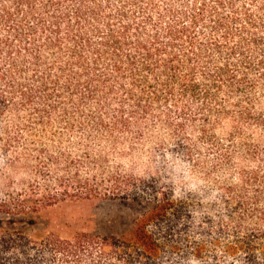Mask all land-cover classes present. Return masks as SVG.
<instances>
[{
  "label": "trees",
  "instance_id": "1",
  "mask_svg": "<svg viewBox=\"0 0 264 264\" xmlns=\"http://www.w3.org/2000/svg\"><path fill=\"white\" fill-rule=\"evenodd\" d=\"M263 97L264 0H0V148L46 182L0 212L130 197L141 182L107 168L111 154L165 129L215 178L223 227L264 264ZM161 263L116 236L0 226V264Z\"/></svg>",
  "mask_w": 264,
  "mask_h": 264
},
{
  "label": "rangeland",
  "instance_id": "2",
  "mask_svg": "<svg viewBox=\"0 0 264 264\" xmlns=\"http://www.w3.org/2000/svg\"><path fill=\"white\" fill-rule=\"evenodd\" d=\"M260 109L264 110V97ZM233 125L225 122L218 131L225 134ZM155 133V139L135 150L128 145L122 155L110 156L107 168L125 169L141 182L130 197L102 194L67 199L26 214L0 212V226L38 239L50 233L68 237L78 231L116 236L143 247L161 264H251L247 251L237 246L235 234L223 227L228 208L215 178L189 161L172 134L165 129ZM160 136L166 144H159ZM26 161H9L0 148V202L21 194L38 195L39 186L46 185L32 162ZM174 206L179 210L176 217L167 214ZM176 242L179 246L173 249ZM198 246L203 247L201 252Z\"/></svg>",
  "mask_w": 264,
  "mask_h": 264
}]
</instances>
